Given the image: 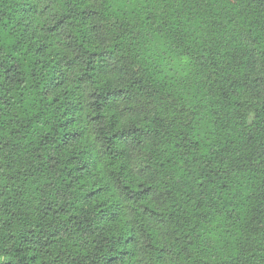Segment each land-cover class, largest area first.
<instances>
[{
	"label": "trees",
	"instance_id": "16d2710c",
	"mask_svg": "<svg viewBox=\"0 0 264 264\" xmlns=\"http://www.w3.org/2000/svg\"><path fill=\"white\" fill-rule=\"evenodd\" d=\"M0 264H264V0H0Z\"/></svg>",
	"mask_w": 264,
	"mask_h": 264
},
{
	"label": "rangeland",
	"instance_id": "374dc122",
	"mask_svg": "<svg viewBox=\"0 0 264 264\" xmlns=\"http://www.w3.org/2000/svg\"><path fill=\"white\" fill-rule=\"evenodd\" d=\"M253 101H245L244 107L235 114V120L251 122L254 117Z\"/></svg>",
	"mask_w": 264,
	"mask_h": 264
}]
</instances>
